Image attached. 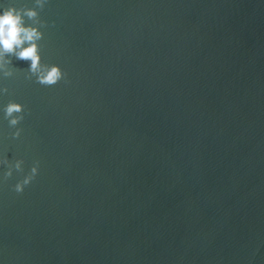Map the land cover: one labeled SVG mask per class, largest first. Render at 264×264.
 <instances>
[{
    "label": "water",
    "instance_id": "95a60500",
    "mask_svg": "<svg viewBox=\"0 0 264 264\" xmlns=\"http://www.w3.org/2000/svg\"><path fill=\"white\" fill-rule=\"evenodd\" d=\"M31 5V0H19ZM0 159L3 264H264V0H48ZM3 169H0L2 172Z\"/></svg>",
    "mask_w": 264,
    "mask_h": 264
},
{
    "label": "clouds",
    "instance_id": "9594fccd",
    "mask_svg": "<svg viewBox=\"0 0 264 264\" xmlns=\"http://www.w3.org/2000/svg\"><path fill=\"white\" fill-rule=\"evenodd\" d=\"M48 0H31V5L19 0H0V78L12 74L9 65L12 57L16 60L28 62L27 71L35 82L44 86H54L65 79V72L59 64L45 63L40 52V41L44 38L41 30L46 25L40 20L38 9L43 8ZM8 92V88L0 85V96ZM0 117L7 120L14 129L13 138L21 135L22 129L17 127L24 119V105L15 100H9L0 105ZM24 161L16 159H0V182L13 176V172L24 173L18 179L12 190L16 193L24 192L25 188L39 174V161L33 163L25 173ZM3 264V261H0Z\"/></svg>",
    "mask_w": 264,
    "mask_h": 264
}]
</instances>
